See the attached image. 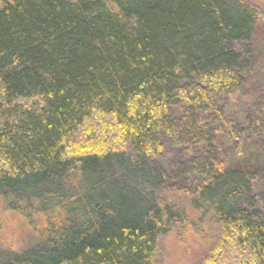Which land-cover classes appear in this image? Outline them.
Wrapping results in <instances>:
<instances>
[{
    "label": "trees",
    "instance_id": "1",
    "mask_svg": "<svg viewBox=\"0 0 264 264\" xmlns=\"http://www.w3.org/2000/svg\"><path fill=\"white\" fill-rule=\"evenodd\" d=\"M262 14L1 2L0 212L28 235L0 264H161L190 230L195 264H264Z\"/></svg>",
    "mask_w": 264,
    "mask_h": 264
},
{
    "label": "rangeland",
    "instance_id": "2",
    "mask_svg": "<svg viewBox=\"0 0 264 264\" xmlns=\"http://www.w3.org/2000/svg\"><path fill=\"white\" fill-rule=\"evenodd\" d=\"M4 0H0L3 2ZM263 12V21L259 22L260 34H257L258 42L264 39V0H245ZM264 44V42H263ZM193 228H208L205 222H194ZM191 231V230H190ZM188 231V235L168 233L161 242V264H195L204 249V244ZM28 235L27 228L20 217L8 213L0 212V246L9 247L20 245Z\"/></svg>",
    "mask_w": 264,
    "mask_h": 264
}]
</instances>
